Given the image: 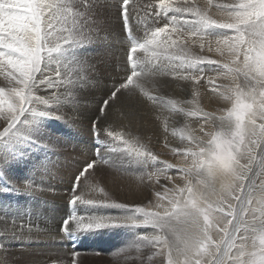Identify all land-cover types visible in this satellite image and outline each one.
<instances>
[{"label":"snow or ice","instance_id":"obj_1","mask_svg":"<svg viewBox=\"0 0 264 264\" xmlns=\"http://www.w3.org/2000/svg\"><path fill=\"white\" fill-rule=\"evenodd\" d=\"M113 16L122 26V54L104 43ZM93 56L101 59L93 63ZM109 68L119 78L106 85L96 111L83 116L81 96ZM0 76L6 81L0 87L5 239H19L25 206L52 193L65 201L66 214L55 229L61 240L47 245L54 249L49 256L72 251L71 261L45 264H79L78 242L105 234L128 238L113 255L131 264H264V0H0ZM167 77L190 89L192 99L163 101L146 91L148 85L158 90ZM201 88L221 106L185 108ZM138 98L186 119L171 131L177 146L165 136L164 148L178 163L160 160L126 131ZM115 113L128 121L119 130ZM77 119L88 121L91 157L57 192L36 179L44 167L40 153L71 137L53 121ZM105 167L151 188L153 199L120 202L102 184Z\"/></svg>","mask_w":264,"mask_h":264},{"label":"rangeland","instance_id":"obj_2","mask_svg":"<svg viewBox=\"0 0 264 264\" xmlns=\"http://www.w3.org/2000/svg\"><path fill=\"white\" fill-rule=\"evenodd\" d=\"M114 18H116V17L114 16ZM107 32L109 33L108 34V39L104 43L109 45L114 50L113 54H122V49L125 46L123 44L117 43V40L119 38H121L122 35H123L122 32H121L120 36H119V34H116L115 31H114V28H113V24H111V23L107 25ZM138 35H142V33H138ZM100 59H101V57H99V56L91 57V60H92L93 63H96ZM104 59L106 61L110 62L111 65H113V64L115 65V63H116L115 59H113L108 53H105ZM101 67H105V66L102 65ZM112 73H113V75L118 74L116 72H113L111 68H109L108 71L99 72V73L96 74V80L103 83V77L102 76H105L106 78L113 77ZM100 74H101V78H97L98 76H100ZM97 81L94 84V86H92L91 88L99 87L100 84ZM90 89L88 91H86L87 93L85 92L81 96L80 100L82 102H84V103L88 102V100L86 98L87 97L86 95L89 93ZM200 92H201L200 98L198 97L197 100L194 101V103L192 105H188V106L190 108L201 107L205 111H214L213 109L206 108L207 104L205 105L203 100H201L202 96H205V99H207V95L211 96V94L208 93L206 88H201ZM176 100H181L178 95H176ZM96 101H98V100H96ZM88 109L89 108H86V110H84V111H82V109H81V113H83L82 114L83 116H86V115L90 114L88 112L90 109L89 110ZM166 110H168V108H166ZM77 122H81V121L80 120H77L76 122L75 121H72V122L69 121V123H67V124H64L63 122H58V121H53L52 122L53 124H60L61 127H63L66 130H68L71 133V137L66 139V140L62 139L57 147H55L54 149L49 150L47 152L48 155L45 154V153L43 155V152L40 154L42 156V157L41 156L40 157H41V161H42L44 167H42L39 170V172L37 174L38 177L41 176V178H44L46 180H49L51 178L57 179L56 177H59L60 178L59 180L69 179L68 177H70L72 175V173L75 172V169L72 168V164L78 163L77 167H76V168H78V166H81L87 160L90 159V157H91V141H92V137H91V134H90L89 129H88L89 126L86 127V126H83V125H81V124H79ZM185 122H186V119H185ZM187 122L190 123L191 126H193V127L196 126L195 125V118H188ZM141 127H145V126L141 125ZM143 133L145 134V133H147V131H144ZM131 134L134 135V136H139L143 143H145V141L148 139V138H145V136H142V135L140 136L139 134L135 133V130H133V132H131ZM168 154H169V158L170 159H167V160L171 161L173 164H176L175 161L177 162L178 159L174 158L171 155V153L168 152ZM109 158H112V154H109ZM160 159H162V158H160ZM47 160H48V162H47ZM60 160H62V161L60 162ZM162 160L165 161V159H162ZM62 164H64V166ZM65 164L67 166V169L64 168V167H66ZM69 164H70V166H69ZM109 169H111V168H109ZM40 171H41V173H40ZM103 171H104V173L106 171H108L107 167L103 168ZM60 173H61V175H60ZM69 173H71V174H69ZM107 173H106V175H107ZM172 173H173V175H177L178 176L177 169H173ZM119 175L120 174L117 173L116 171H111L110 174H109V177L113 178L111 183L116 182V183H118L120 188H123L125 180L127 181L129 177H125V176L122 177L121 175L120 176ZM108 182H110L109 179L107 181L105 178H103V180H102L103 186H106V184ZM51 185H52V187H55L53 184H51ZM124 192H126L125 189H124ZM45 195H47V194H45ZM49 195L61 198V197H59L57 195H54V194H49ZM121 195H122V197H121L122 201H124L125 200V193L124 194L122 193ZM114 198H116L117 200L120 199L118 197H114ZM139 198H141L142 202H143V200L145 202H147V203L149 201V200H147L148 197H146V196L144 197L143 195L139 196ZM62 200L63 199L61 198V201ZM48 209H51V208H49V207H47L45 205L39 206L38 210L35 207H33L30 210L31 213L29 215L26 214L25 216H33L34 218H40L39 221L41 223L43 222V225H45V227L48 226L49 228H52V229H54L55 227L58 228L59 222H60L61 218L63 217L64 213H62L61 217L59 216L60 219L58 221L56 219L57 215H55V214H58V213L54 212V211H51V210L49 211ZM47 213H48V215H50V217L47 216ZM43 219H45V220H43ZM52 220L54 221V224H53ZM50 221H52V222H50ZM30 235L31 236L26 235V236H28L27 238H22V240H24V242L26 243V245H22V246L16 245V243L15 244H10L9 239H11L13 241V239L11 238V235H9L7 237V239H5L2 235H0V240H3L4 243H5V247L0 248V256L4 254L2 256V258L0 257V264H21L22 260L20 261V259H19L20 256L23 258V260H25L24 264H38V260L37 259L30 258L32 253H35L34 258L35 257L36 258L42 257L41 259H43V257L44 258L48 257V258H46L47 260H49V259H65V260L71 261L70 253H71L72 249L70 247L69 248L56 249V251L63 252L64 253L63 256H52V257L49 256V252H51L53 250L51 248L47 247V245H51L53 243H58L61 240V234L57 233L56 231H53V232H47V233H42V232L38 233L37 232V233L30 234ZM106 236H108L109 238L106 237ZM102 237H105L106 239L100 240L99 236H93V237L89 236L88 238L84 239L82 243L78 242L77 250L80 252V255L77 257V259L79 261V264H108L109 261H110L108 258H112V257H116L117 258V259L115 258V262L117 264H131L130 261H126L125 255H123V254H121V255H113V253L115 252V250L118 247H122V246H124L126 244L127 239H128L126 236H113V235H110V234H105V236H102ZM38 238H44L45 240H48V241L47 242H42L41 241L40 242L41 244H39V243L38 244L29 243L28 244L27 243V239H35L36 240ZM119 238H120V240H119ZM17 240L18 239H16L15 242H18ZM122 241H123V244H122V246H120L119 243L120 242L122 243ZM35 248L39 252H36ZM45 249H47L48 252L45 253L44 252ZM49 249H51V250H49ZM16 250H17V252H16ZM14 251H15V253H14ZM96 252H100L101 254L100 255H96L95 254ZM6 253H7L8 256H10L9 258H7ZM39 253H40V255H39ZM109 253H110V255H108ZM42 254H44V255H42ZM132 255H134V253ZM101 256H103V257H101ZM47 260H44V261L46 262ZM120 261H123V262L120 263Z\"/></svg>","mask_w":264,"mask_h":264},{"label":"bare ground","instance_id":"obj_3","mask_svg":"<svg viewBox=\"0 0 264 264\" xmlns=\"http://www.w3.org/2000/svg\"><path fill=\"white\" fill-rule=\"evenodd\" d=\"M110 23L113 24V28H114L115 33L116 34H119V36H120L121 35V32H122L121 22L118 19L114 18V16H113V18H112V20H111ZM137 35H138V33H137ZM213 57L216 58V59H221V57H219L218 55H214ZM112 76L113 77L115 76L118 79L119 78V73L118 74H115V75H113V73H112ZM102 77H103V83L96 80L100 84L99 87H97V88H94V87L91 88L90 91H89V93L86 95L87 96L86 98H87L88 102L87 103H84V102H82L80 100L81 101V105H82V107H81L82 111L86 110V108H89L90 109V110L88 109L89 110L88 111L89 113H94L96 111V106H97V103H95V102H97L96 100H99L106 93V91H107L106 85L110 86L111 85V82H112V79H113V77H108V78H106L105 76H102ZM97 78H101V74ZM164 79L168 81L167 84H162L161 87H159L158 90H153L152 86L151 85H148V86H146V91H148L150 95H154V96L160 97L163 101H167L168 99H176V95H178L181 100L182 99H185V98L186 99H191L192 98L190 89L177 87L176 85H177L178 82L171 80L170 77H167V78H164ZM4 86H6V81L4 80L3 76H0V87H4ZM200 94H201V92H200ZM200 96H199V98H200ZM201 100H203V102H204L205 105L207 104L206 105V108H210V109L216 110L220 106V104L214 98H211L210 99V96H208V95H207V99H205V96H202ZM121 101L124 102V103H127L125 101V98L124 97H121ZM184 107L185 108H190L188 105H184ZM166 108L167 107H164L163 105L153 104L152 101H148L146 98H138L137 101L132 104V109H134L135 116L132 118L131 123H130V127L127 128L126 131L133 132V130H135V133L139 134L140 136L141 135L142 136H145V138H148L145 141V144H147L149 147H151V149L155 153L158 154L159 159L162 158V159H165V161H169V160H167V159H170L169 158L168 151H167L166 148H164L165 136L167 135V140H168L169 146H177L178 137H172L171 136V131L173 129H180V128H182L184 126V124H185V118L182 117V116H172L170 114V112H169V109L166 110ZM124 111H125V114L127 115V114H129V111L130 110H129V108L125 107ZM157 115H159L161 118L160 119H157L156 118ZM165 117H167V120H168V129H169V132L167 134L164 133V118ZM111 118L113 120L114 126L118 130H119L121 124L128 123V121H122L119 118V113H115V115L113 117H111ZM77 120H80L81 121V122H77V123H79V124H81L83 126H86V127L89 126L87 119H77ZM77 120H74V121L76 122ZM70 122H72V121H70ZM141 125L142 126H145V127H141ZM88 129H89V127H88ZM144 131H147V133L144 134L143 133ZM43 155H44V153H43ZM162 159H160V160H162ZM62 160H60V162ZM162 161H164V160H162ZM47 162H48V160H47ZM169 162H171V161H169ZM178 162L179 161H177V162L175 161V163H178ZM77 164L78 163L72 164V168L75 169V171L77 169L76 168L77 167ZM62 165L64 166V164H62ZM65 166H66V164H65ZM69 166H70V164H69ZM159 166L162 167L163 165H159ZM78 167H80V166H78ZM64 168L67 169V166L64 167ZM107 169H108V171H106L104 173L105 174L104 175V178L107 181L109 179L110 182H108L106 184V188H107V190L110 192V194L113 197L120 198L119 199L120 202H125V203H128V204H147V202H145L144 200L142 202L141 198H139V196H141V195H143L144 197L145 196L148 197V199L146 198L147 200L153 199L152 189L151 188H148L147 191H145L143 188L138 187L137 184L134 182L133 179L128 178L127 181L125 180L124 185H123V188H120L119 185H118V183H116V182L111 183V181L113 180V178L112 177H109V174H110L111 171H114V170L109 169V168H107ZM172 171H173V169L170 170L171 173H172ZM40 173H41V171H40ZM106 173H107V175H106ZM69 174H71V173H69ZM60 175H61V173H60ZM175 176H177V175H175ZM125 177H127V176H125ZM56 178L57 179L51 178L49 180H46L44 178H41V176H39V177L37 176L36 177V179L38 181H43V183H44L45 186H51L52 187L51 184H53L55 186L53 188H55L57 190V192L64 191L67 188V186H68L69 179L59 180L60 179L59 177H56ZM177 178H178V176H177ZM161 184H164V185H166L168 187H171L172 186L166 180H161ZM124 189L126 190V192H124ZM156 190L163 193V188H160V187L157 186L156 187ZM122 193L123 194L125 193V200L123 199L124 201H122V198H121L122 197V195H121ZM49 194H52V193H47V195L42 196L37 203H34V204H30V205L25 206L26 214L29 215L31 213L30 210L33 207H35L38 210V207L39 206L45 205V206L51 208V209H48L49 211L51 210V211L57 212L59 214V215L58 214H55V215H57V218L56 219L59 221V219H60L59 216L61 217L62 216V213H64L63 216L66 214L65 201L64 200L61 201V198H58L56 196H51ZM5 199H8V198L0 195V202H3ZM47 216L50 217V215H48V213H47ZM39 220H40V218H34L33 216H30V219H29V216H24L23 222H24V225H25V232L17 240L18 242H15V240L12 241L11 239H9L10 244H15L16 243V245H20V246L26 245V243L24 242V240H22V238H27L28 236H31L30 234L37 233V232L38 233L39 232L47 233V232H53V231H55L56 227L54 229L49 228L48 226L45 227V225H43V222L41 223ZM43 220H45V219H43ZM52 221H50V222H52ZM19 223H20V221L17 220V225H19ZM29 223L33 226L31 233H28L27 232V225ZM53 224H54V221H53ZM4 227H5L4 222L3 221H0V233L3 232ZM8 227H11V221H9ZM18 235H19V233H18ZM26 235H28V236H26ZM103 236H105V235H103ZM106 237H108V236H106ZM99 238H100V240L106 239L105 237H102V236H99ZM119 240H120V238H119ZM41 241L42 242H47L48 240H45L44 238H38L36 240L35 239H27V243L28 244L29 243H33V244H38L39 243V244H41L40 243ZM122 244H123V241H122V243L121 242L119 243L120 246H122ZM49 250H51V249H49ZM52 250L54 251V249H52ZM35 251L36 252H39V251L36 250V248H35ZM16 252H17V250H16ZM44 252L45 253L48 252L47 249H45ZM14 253H15V251H14ZM3 255H1L0 257L2 258ZM34 255H35V253H32L31 256H30V258L37 259L38 260V264H44L45 263L44 260H47L46 258H48V257H45V258L43 257V259H41L42 257H40V258H36L35 257L34 258ZM39 255H40V253H39ZM42 255H44V254H42ZM108 255H110V253ZM6 256H7V258L10 257V256L7 255V253H6ZM101 257H103V256H101ZM115 258L116 257L108 258L110 260L108 264H117L115 262ZM19 259H20V261L22 260L21 261V264H24L25 263V260H23V258L21 256H20ZM122 262L123 261H120V263H122Z\"/></svg>","mask_w":264,"mask_h":264}]
</instances>
